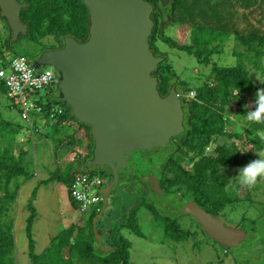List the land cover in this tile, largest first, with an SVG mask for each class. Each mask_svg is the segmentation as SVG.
Masks as SVG:
<instances>
[{
	"label": "trees",
	"instance_id": "obj_1",
	"mask_svg": "<svg viewBox=\"0 0 264 264\" xmlns=\"http://www.w3.org/2000/svg\"><path fill=\"white\" fill-rule=\"evenodd\" d=\"M147 1L152 3L155 10L162 8L164 13L169 14L173 24H186L191 28L192 42L190 44L180 45L169 35L160 37L153 35L150 38L151 45H155L157 38L162 39L169 46L195 56L205 66L212 64L209 73L204 76L205 78L201 80L199 86H193L189 81L182 82V93L185 96L183 98L185 99L184 105L188 115L187 128L181 136L182 142L176 146L177 152H172L167 164L165 163L161 167L164 170V173L160 175L163 180L164 194L186 190L188 196L202 203L208 211L227 216L229 213L227 214L226 210L231 204L232 195H235L237 192L235 189L240 186L235 180L236 175L232 168H236V173H238L240 168L255 157L256 151L264 149V141H261L264 132V115L260 122H247V133L231 131L228 127L229 108L240 109L239 117H246L255 108L258 92L261 91L260 85L256 84L255 76L264 72V34L253 30L251 33L241 35L239 30L235 31L233 53L241 59L245 58L247 64L219 65L213 61V55L222 52L224 45L232 36L226 29L223 15L221 17L203 15L201 17L203 24H200L197 17L202 15L195 13L198 8L196 3L190 4L188 0H172L167 7H163L161 0ZM198 1L203 0H195V2ZM261 5L262 8L259 9H262L261 13L263 14L264 4ZM188 10L193 12L189 13ZM225 14L231 15L230 13ZM20 15L29 26L28 39L30 41L39 42L45 37L56 34L73 36L82 40L88 34L89 15L82 0H27V6L21 10ZM205 22H211L210 24L214 28L210 25L204 26ZM215 42L217 45H213L216 44ZM2 65H5V62H2ZM169 70L170 66L166 57L157 69L160 73L158 88L162 95L168 92L170 83L174 79H171L168 74ZM0 87L8 94V89L1 80ZM52 88L50 86L44 96L40 92H36L41 95L39 102L47 100V104L43 109V114H32L30 125L33 133L38 129L41 131V126L39 127L37 124V121L40 120L44 125H52L57 133L64 129L65 122L72 120L74 123L76 122L73 124L76 130L75 134L58 138L59 141L66 144V147L63 149L61 143L56 145V149L68 153L65 159L74 165L66 171L62 178L70 187L76 173V163L85 162L92 157L94 141L89 125L78 121L70 106L60 104L56 93L51 90ZM193 92L195 94L191 95ZM252 93L255 98L253 105L249 108L244 107L245 101L242 100L241 95L248 96ZM55 106L58 108L53 113ZM10 124L12 122L3 119L0 113V264H17L14 207H16L20 185L33 180L34 177L32 169L28 167L29 162L27 163L25 159L28 149L23 145H18L15 140V136L19 134L20 126L17 124L18 128L12 127L11 137H6V128ZM46 136L48 135L46 134ZM247 141L252 143L254 151L243 147ZM76 153L78 154L76 155ZM73 154L76 155L75 159L69 160V156ZM187 159L192 162L191 169L180 166L181 161ZM95 169H100L101 172L94 173L90 170L88 174L110 177L106 168L95 167ZM36 191L34 189L32 192V198ZM129 197L137 199L133 194ZM29 202L31 201L29 200ZM72 202L75 203L73 199ZM135 203L136 206L132 209V214L137 210L143 211V206H149L155 210L152 201L147 202L146 200L144 203L136 201ZM27 207L29 216L26 219L25 231L28 237L27 252L30 264H132L129 252L130 243L120 230L122 225L127 224L132 231H138L131 213L128 214L127 220L115 217L116 221L113 225L107 224L106 228L99 229V233L104 239L102 245L107 246L108 250L101 247H97L96 250L94 241L96 238L93 221L101 212V201L88 212L85 221L81 219L79 224L71 223L52 237L43 252L37 253L33 233L37 210L32 203H29ZM113 213V210L107 211L106 215H103L104 219H109ZM246 221L248 222V218L243 216L238 224L246 229ZM116 222L121 225L115 226ZM161 223L166 231L165 236L171 240L181 241L190 235V231L178 224L177 221L169 222V219L164 218Z\"/></svg>",
	"mask_w": 264,
	"mask_h": 264
},
{
	"label": "rangeland",
	"instance_id": "obj_2",
	"mask_svg": "<svg viewBox=\"0 0 264 264\" xmlns=\"http://www.w3.org/2000/svg\"><path fill=\"white\" fill-rule=\"evenodd\" d=\"M188 2L190 4L196 3L198 6L197 12L195 10V13L202 15L197 17L200 24H203L201 20L203 15H216L220 17L223 15L226 29L232 34L224 45L222 52L213 55V61L217 62L219 65L230 66L237 65L238 63L247 64L245 58L241 59L233 53L235 44L234 34L235 31L237 32L238 30L241 35L251 33L253 30H256L260 34H264V13L262 14V9H259L262 8L261 4H264V0H203L198 2H195V0H188ZM188 12L192 13L193 11L188 10ZM225 13H230L231 15L228 16ZM210 23L211 22H205L204 26L208 27L210 25L214 28ZM190 24H192V22H190ZM166 34L180 45L190 44L192 42L190 25L172 24V26L168 27L166 30ZM4 36L5 34L0 33V38H4ZM48 37L41 39L39 42L29 40L23 44H16L13 50L2 47L4 53L3 56L0 57V67L3 66L1 59L9 60L15 55H25L31 59V56L38 49H41L39 45L44 43L42 41ZM54 43L56 42L53 40L47 42L48 45ZM215 43L216 44L213 45H217V42ZM156 47H158L161 53L167 56L170 66L168 74L171 79L174 78L173 80L178 84L182 82L187 83L189 81L193 86H199L201 80L205 78L204 76L210 71L212 64L205 66L202 62L198 61L195 56L178 50L177 48H172L161 39H157ZM255 81L257 85H260L261 90L264 91V72L263 74L258 73L255 76ZM56 86L57 84L52 86L53 88L51 90L57 95ZM47 91L48 88L41 90L40 94L44 96ZM241 97L242 100L244 99L245 101L244 107L247 108L251 107L255 101L254 93L248 96L241 95ZM18 109L19 108L13 104L8 94L0 87V113L3 119L12 122V124L6 128V137H11L12 127H21V129L19 127V134L15 136V140H17L18 145H23V147L28 149V154L25 159L27 163L29 162L28 167L32 169L34 173V181L30 180L28 183H22L20 185L16 199V207H14L17 264H30L27 252L28 237L25 231L26 222L24 225L25 219L29 216L27 207L29 203H32L37 210V216L34 222L35 226L33 227L34 239L37 242V253L43 252L48 245L47 243L43 246L44 236L47 232L54 233V237L60 231L68 227L69 219L72 217L74 218V222L78 224L81 222V218L85 221L86 215L93 207L87 212L82 213L79 207L72 202L69 187L65 180H62L66 171L74 165L66 161L65 156L68 155V153L56 149V145L61 143L63 149L66 147V144L63 141H59L58 138L75 134L76 130L73 124L76 122H65L64 129L56 133L52 125H44V123L39 120L37 124L39 127L41 126V131L38 129V131L33 133V129H31L32 127L30 125L31 122L23 119ZM239 113L240 109L229 108V130L247 133V122H242L245 120V116L239 117ZM46 134L48 136H46ZM251 136H253V134H251ZM262 136H264V132ZM6 142L4 141V144H6ZM243 147L254 151L250 141L245 142ZM174 150H176V146L174 144H169L165 148L153 149L147 152L146 156L143 158L140 157L139 153H134L128 170L138 173H148L152 166L160 167L164 165L166 157L173 154L172 152ZM259 151L255 152V157L250 159L249 162L258 158L257 152ZM77 154L78 153H76V155ZM74 157L75 155L73 154L70 155L68 159L72 160ZM150 158L152 162H150ZM179 158L180 160L182 159L181 155ZM232 170L237 176L238 173H236V168H232ZM91 171L94 173H98V171L99 173L101 172L100 169L95 168L91 169ZM158 175L160 174L158 173ZM106 179L109 182L110 177L106 176ZM36 186H38L39 192L36 191L33 198L29 196L27 203V193L29 191L32 193L34 189H36ZM137 186L138 183L134 182L133 187ZM235 190H237V192L235 195H232L233 199L226 210L227 214L229 213L227 217L233 221V224H235V222L239 223L243 216L248 218V222L246 221L245 223V227L248 228H246L248 237L237 247H223L211 239L204 230L188 227L185 229L190 231V235L184 240L174 241L167 238L165 236L166 231L161 222L162 219H164L163 217L177 214L175 205L173 204L174 201L169 200V198H175L172 192L164 195L150 193L148 197L138 193L136 195L137 199H134L128 197L127 194L124 197L123 193L117 191L115 193L117 197L115 199L114 197L112 198V200H115L113 202L114 213L107 220V224L113 225L116 221L115 217L127 220L128 214L130 215L131 213V216H134L132 220L137 225L138 231H132L127 224L122 225V228H120L121 233L130 243L129 252L132 264H264V178L258 177L255 185L251 188L240 185ZM35 197L38 200H35ZM122 197H124V199ZM29 200L31 202H29ZM146 200L147 202L148 200L154 202L155 210L149 208V206H143L142 209L144 213H142L141 210H137L136 213L132 214V209L136 206L135 202L141 201L144 203ZM104 221L106 222V220L101 219V223H104ZM182 222L184 225L188 223L186 220H182ZM101 223L99 227H102ZM119 225L121 224L118 222L115 223V226ZM94 241L96 250L97 247L104 249V246L100 245L97 238Z\"/></svg>",
	"mask_w": 264,
	"mask_h": 264
},
{
	"label": "water",
	"instance_id": "obj_3",
	"mask_svg": "<svg viewBox=\"0 0 264 264\" xmlns=\"http://www.w3.org/2000/svg\"><path fill=\"white\" fill-rule=\"evenodd\" d=\"M89 15L84 41L64 38L60 49L46 50L32 61L36 71L51 66L58 74L57 100L72 108L74 117L90 127L92 157L80 161L76 172L104 167L109 182L100 189L101 212L94 232L102 245L97 221L114 209L120 170L136 151L163 148L185 130L182 97L172 86L163 96L154 72L165 61L151 48L154 6L147 0H82ZM170 0H161L163 7ZM27 2L0 0V18L10 28L12 40L28 34L20 12ZM153 189L162 194L159 179ZM122 200V199H121ZM183 212L193 216L205 233L223 247L233 248L247 239V231L225 225L222 219L190 200ZM104 248V247H103Z\"/></svg>",
	"mask_w": 264,
	"mask_h": 264
},
{
	"label": "flooded vegetation",
	"instance_id": "obj_4",
	"mask_svg": "<svg viewBox=\"0 0 264 264\" xmlns=\"http://www.w3.org/2000/svg\"><path fill=\"white\" fill-rule=\"evenodd\" d=\"M19 1L20 2H23V1L27 2V0H19ZM171 1L172 0H170V2ZM170 2L168 4H170ZM152 18H153L154 23H155L154 28H153L152 36L154 35V37L155 36L160 37V36L167 35L166 34V30L168 29V27L172 26V24H173L171 16L169 14L164 13V11H162V8H158L157 10H155V8H154V10L152 12ZM22 21L24 23H26L23 19H22ZM28 31H29V28H28ZM159 32H161V33L158 34ZM0 33L1 34H5L4 38H0V57H2L3 53H4L2 51V47L13 50L14 46L16 44H19V43L23 44L24 42L29 41L28 34L19 36L16 40H12V35L10 33V28L8 27L7 23L2 18H0ZM65 37L66 36H60V35L56 34V35H52V36L48 37L47 39H44L42 41L44 43L39 45L41 47V49H38L31 56V59L29 57L28 58L31 61H34L40 53H42V52H44L46 50H53V49L62 48L63 45H64V38ZM85 39H87L86 36L82 40H78V39L77 40L81 42V41H84ZM157 39L155 40V45H151L152 51L158 56L159 55L164 56L165 59H166L167 56L165 54L161 53L158 50V47H156ZM50 40L51 41L53 40L56 43L48 45L47 42L50 41ZM172 48H175V47H172ZM159 74L160 73L157 70L154 72V75H156L157 77H158ZM182 84L183 83L178 84L176 81L172 80L171 83H170V87L168 89V92L166 94H163V96H166L169 93V91L172 88V86L175 85L176 90L180 93V95L182 97V103H183V108H184V112H185V117H184L185 130L183 131V133H185L186 132V128H187V120H188L187 116L188 115H187V109H186V107L184 105L185 99H183V98L185 96L182 93L183 92ZM183 133H181L178 136L173 137L171 139L170 143H168V145L169 144H174L175 146H178V144H180V142H182L181 136H182ZM163 148H165V147H163ZM153 149H158V148H153ZM153 149H151V150H153ZM151 150L136 151L134 153H139L140 157L143 158L144 156H146V153L151 151ZM173 152H177V150H174ZM134 153H133V155H134ZM133 155L131 156V159L133 158ZM131 159L127 163V166L120 170L119 188L116 189V190H118V192H120V193H123L124 197L126 196V194H127L128 197L130 195H132V194L133 195H137L138 193H141V195H146L147 197H148V194H150V193L151 194H157L154 191V189H153V183H152V179L151 178H152V176H155L156 178H158L159 179L160 188L162 189L163 180H162V176H160V175H162L164 173V170L161 169L162 166H160V167L152 166V168L149 170L148 173L147 172L138 173V172H135V171H132V170H128V168H130L129 165L131 164ZM168 159H169V157H166V160H165L164 164L165 163L167 164V160ZM150 160H151L150 162H152L151 158H150ZM180 166H184L186 169H191V166H193V165H192V162H189V160L187 159V160L181 161ZM158 173L160 175H158ZM134 182L138 183L137 187H133ZM162 190H163L162 194L164 195V189H162ZM172 194L175 195L174 196L175 198H173V199L169 198V200L170 201H174L173 204L175 205L177 214L171 215V216H166V217H163V218L169 219V222L170 221H172V222L173 221H177V223L180 224L184 228L188 227V228H195V229L203 230L202 225L193 216L183 212L184 205H186L190 200L196 202L200 206V208L207 210L202 205V203H200V202L196 201L194 198L188 196L186 190L185 191L181 190L179 193L177 192V193H172ZM124 197H122V198L124 199ZM167 199H168V197H167ZM141 212L144 213L143 211H141ZM208 212L211 213L214 216L220 217L225 225L233 226V227H237V228L246 230L243 226H240L237 222H235V224H233L232 223L233 221H231L230 218L227 217L228 215L225 216V215H222L221 213L220 214H214L211 211H208ZM182 220H186L188 222L187 225L182 224L183 223ZM247 237H248V231H247Z\"/></svg>",
	"mask_w": 264,
	"mask_h": 264
},
{
	"label": "built area",
	"instance_id": "obj_5",
	"mask_svg": "<svg viewBox=\"0 0 264 264\" xmlns=\"http://www.w3.org/2000/svg\"><path fill=\"white\" fill-rule=\"evenodd\" d=\"M2 62H5V65L0 67V80L5 83L13 104L21 110L22 118L31 122L32 114H43L47 104V100L39 102L41 95L36 92L55 86L58 82V74L51 66L36 71L32 61L24 55H15L9 60L2 59ZM56 108L58 107L55 106L53 113ZM107 183L108 180L104 175H90L83 172L74 174L69 187L70 194L82 213L102 201L100 189Z\"/></svg>",
	"mask_w": 264,
	"mask_h": 264
},
{
	"label": "clouds",
	"instance_id": "obj_6",
	"mask_svg": "<svg viewBox=\"0 0 264 264\" xmlns=\"http://www.w3.org/2000/svg\"><path fill=\"white\" fill-rule=\"evenodd\" d=\"M262 115H264V91L261 90L258 92L254 110H251L242 122H260L262 120ZM261 141H264V136L261 137ZM257 157V159L239 169L235 180L241 186L251 188L255 185L258 177L264 178V149L257 152Z\"/></svg>",
	"mask_w": 264,
	"mask_h": 264
},
{
	"label": "crops",
	"instance_id": "obj_7",
	"mask_svg": "<svg viewBox=\"0 0 264 264\" xmlns=\"http://www.w3.org/2000/svg\"><path fill=\"white\" fill-rule=\"evenodd\" d=\"M73 121V120H72ZM71 121V122H72ZM67 122H69V121H67ZM77 164V163H76ZM75 168H76V165H75ZM34 181V180H33ZM28 183V182H27ZM26 184V183H25ZM36 188V190L39 192V190H38V186L37 187H35ZM22 190V189H21ZM37 192V193H38ZM31 192L29 191L28 193H27V203H28V199H29V196H31ZM20 196H21V194H20ZM42 197V196H41ZM41 197H40V199H41ZM35 200H38L36 197L34 198ZM82 219V218H81ZM101 219L102 220H106V218L104 219V217L102 216L100 219H98V221H97V227H98V225L101 223ZM23 220V219H22ZM21 220V221H22ZM79 220V219H78ZM108 220V219H107ZM107 220H106V222L104 221V223H101V225H102V227H99L98 229H104V228H106L107 227ZM25 222H26V219H25V221H24V225H25ZM72 222H74V218L72 217L71 219H69V225L72 223ZM68 225V226H69ZM34 226H35V224H34ZM14 228H15V225H14ZM53 235H54V233H48L47 232V234L44 236V244H43V246H45L47 243L49 244V242H50V239L53 237ZM102 241H103V238H102ZM36 244H37V242H36ZM107 248V246H105L104 247V249H106ZM106 250H108V249H106Z\"/></svg>",
	"mask_w": 264,
	"mask_h": 264
}]
</instances>
